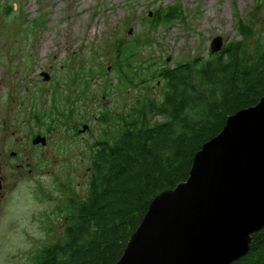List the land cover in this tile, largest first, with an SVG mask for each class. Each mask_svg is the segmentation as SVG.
Listing matches in <instances>:
<instances>
[{"label":"rangeland","instance_id":"374dc122","mask_svg":"<svg viewBox=\"0 0 264 264\" xmlns=\"http://www.w3.org/2000/svg\"><path fill=\"white\" fill-rule=\"evenodd\" d=\"M9 6L13 10H7ZM174 6L181 10L180 19L150 26L156 8ZM249 23L253 28L244 49L255 56L259 45L264 46V0H0V101L8 113L28 112L30 104L18 101L36 97L38 111H50L51 89L79 95L84 87L80 102L90 115L99 106L115 112L135 98L159 101L162 84L143 73V67L150 65L152 70L205 60L215 37L240 41L238 28ZM116 41L138 43L133 69H123L129 78L139 73L147 81L138 87H110L103 95L109 83L118 85L112 70ZM42 72L49 75L48 81H43ZM74 77L77 83L68 88ZM90 115L86 143L101 128ZM78 154L70 155L69 169L39 177L42 190L21 189L13 207L14 226L0 246V264H31L41 246L60 237L62 223L54 203L63 195L82 197L86 191L88 162L84 160L86 169L80 170L82 152Z\"/></svg>","mask_w":264,"mask_h":264},{"label":"trees","instance_id":"16d2710c","mask_svg":"<svg viewBox=\"0 0 264 264\" xmlns=\"http://www.w3.org/2000/svg\"><path fill=\"white\" fill-rule=\"evenodd\" d=\"M181 15L179 7H158L150 26L171 24ZM252 28L250 23L240 26V41L224 42L205 60L152 70L150 65L143 67V73L162 84L159 101L135 98L115 112L106 109L96 116L84 111L91 119L97 117L103 136L101 143L93 140L88 155L86 151L85 194L56 200L60 237L41 246L31 264H115L121 258L151 201L188 179L194 156L220 134L228 117L264 98V46L259 45L255 56L244 49ZM137 46L136 41L113 43L112 70L118 85L109 83L103 95L110 87L146 83L139 73L132 79L123 69H133ZM77 80L70 78L68 88ZM61 92L53 89L50 111L39 115H63L57 104L76 102ZM79 92L83 97L85 87ZM232 264H264V227L251 235L247 254Z\"/></svg>","mask_w":264,"mask_h":264},{"label":"water","instance_id":"95a60500","mask_svg":"<svg viewBox=\"0 0 264 264\" xmlns=\"http://www.w3.org/2000/svg\"><path fill=\"white\" fill-rule=\"evenodd\" d=\"M223 44L215 37L209 54ZM263 227L264 98L228 117L194 156L188 179L151 201L115 264H232Z\"/></svg>","mask_w":264,"mask_h":264},{"label":"flooded vegetation","instance_id":"af4514ba","mask_svg":"<svg viewBox=\"0 0 264 264\" xmlns=\"http://www.w3.org/2000/svg\"><path fill=\"white\" fill-rule=\"evenodd\" d=\"M50 91L51 104L53 89ZM78 93L79 95L66 96L76 101L74 104H57L64 110L63 115H39L42 111H38L36 97L32 101H18L30 104L28 112L12 110L8 113L10 109L5 111L0 101V246L4 236L14 226L13 207L21 189L29 188L35 192L42 190L39 188V177L53 170L69 169L73 165L69 162L73 152L78 151L79 156L82 152L78 168L86 169L85 164L83 165L84 160H88L86 151L88 155L93 140L99 143L103 141L101 128H96L93 139L88 143L84 142L90 130L88 117L84 114L88 110L80 102L81 95ZM80 106L81 111L76 112ZM72 108L75 110L71 111ZM104 110L106 108L99 106L95 116L97 113L101 115ZM96 119L97 117L92 118L93 123L101 126L96 123ZM80 144L82 148L78 149ZM58 203L59 201L56 202ZM58 219L60 220V215ZM49 229L48 227L47 230Z\"/></svg>","mask_w":264,"mask_h":264}]
</instances>
